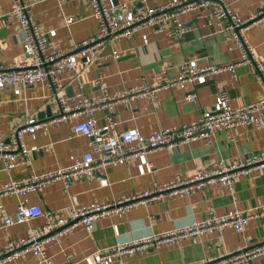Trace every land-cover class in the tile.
Returning <instances> with one entry per match:
<instances>
[{"label": "crops", "instance_id": "crops-1", "mask_svg": "<svg viewBox=\"0 0 264 264\" xmlns=\"http://www.w3.org/2000/svg\"><path fill=\"white\" fill-rule=\"evenodd\" d=\"M132 0H106V2ZM165 0H147L150 5ZM239 16L256 13L264 0H228ZM33 16L46 31L47 50L55 51L79 42L97 30L87 0H32ZM10 0H0V62L11 65L23 55L18 37V23L7 14ZM195 11L179 13L174 22L168 21L162 31L150 26L138 28L132 36L108 40L101 49V57L90 61L88 53L75 56L77 75L65 71L59 75L54 88L37 81L29 85H5L0 88V139L7 140L14 126L25 116L45 119V125L24 135L29 160L24 164L3 168L0 159V183L20 181L30 174L42 173L69 165L77 155L91 150V138L75 134L72 124L86 114L76 113L71 120L57 118L60 105L57 94L72 103L81 89L87 99L98 98L101 87L96 81L104 77L109 91L138 83L141 79L157 81L176 75L185 59L194 58L199 65L223 66L208 72L204 81L171 85L155 92L154 99L144 95L122 100L114 105L99 106L93 111L96 125L105 138L117 131L136 127L142 136L159 128H175L182 122L198 117L205 108H212L219 89L225 88L232 105L255 101L264 97V82L254 65L240 62V47L228 48L229 41L216 30L214 18L206 9L196 17ZM66 17H72L67 22ZM185 31L178 36L177 27ZM248 41L258 59L264 63V18L253 19L245 30ZM119 53L118 57L112 53ZM235 63L233 68L226 66ZM79 84L82 86L80 87ZM18 87V92H15ZM72 87V88H71ZM73 89V93L71 92ZM68 89V90H67ZM194 92L195 98L185 95ZM49 106L51 113L39 112ZM116 123L108 125V116ZM264 151V128L238 124L215 129L205 136L185 142L172 143L126 157L121 161L97 168L91 175L75 176L64 187L61 180L45 183L40 190L23 193L28 204H38L57 215L66 216L72 206H90L98 201L117 199L150 187L155 181L170 182L176 174H192L196 166H208L212 161L229 162L248 159ZM19 196L14 192L0 194V250L8 240L22 241L29 234L30 225L42 223L37 216L29 221L3 226V218L12 216ZM264 206V168H253L250 174L235 176L232 192L220 182L195 188L189 193H164L160 197L136 202L124 209L96 217L91 229L78 223L58 233L45 243L52 264H92L90 252L98 246L125 241L133 237L183 225L202 219L210 212L225 213L237 207L260 211ZM264 241V213L250 217L241 231L231 226L203 231L180 239L177 243H161L146 251L125 254L110 264H204L235 249ZM264 264V254L255 259ZM0 264H44L37 255L24 251L0 259ZM241 264V263H239Z\"/></svg>", "mask_w": 264, "mask_h": 264}, {"label": "built area", "instance_id": "built-area-1", "mask_svg": "<svg viewBox=\"0 0 264 264\" xmlns=\"http://www.w3.org/2000/svg\"><path fill=\"white\" fill-rule=\"evenodd\" d=\"M11 5L7 14L13 17L18 27V37L22 45L23 55L7 66L0 62V88L5 85H29L40 81L46 86L54 88L59 82V75L65 71H77L75 56L88 53L90 61L101 57V49L111 39L122 36H132L143 26H150L155 31H162L166 22H174L179 13L195 11L200 17L201 11L206 9L214 18L216 30L221 32L229 41L228 48L233 45L240 47L243 59L240 62L252 63L264 82V63L261 62L251 43L248 41L245 30L255 19L264 18V5L256 13L246 17H239L230 7L228 0H165L163 3L150 5L147 0H132L130 2L106 0H87L91 6L92 15L97 20V30L89 37L75 42L64 49L47 50L46 31L39 27L33 16L32 0H10ZM66 17V21H72ZM186 27H177L180 36ZM118 57L119 53H112ZM226 66L233 68L235 63ZM223 66L214 64L199 65L194 58L185 59L178 66L176 75L167 76L157 81L141 79L138 83L123 87L119 91H109L104 77H98L101 87L98 98L87 99L81 89L76 93L79 97L72 103L68 97L57 94L60 113L57 118L71 120L76 113H84V119L76 120L72 124L75 134H84L91 138L92 148L80 155L66 166L50 169L42 173L30 174L26 179L15 181L7 180L0 183V194L14 192L19 196L12 216L3 218V226L14 222L29 221L34 217L42 216L43 221L38 225L29 226V234L22 241L8 240L0 250V259L8 255H16L30 251L37 255L44 264H52L50 256L45 250V243L53 239L58 233L78 223H83L91 229L96 217L124 209L136 202H145L147 199L160 197L164 193H189L191 190L203 187L212 182H220L232 192L235 176L250 174L253 168H264V151L248 159H234L229 162L212 161L208 166H196L195 171L187 176L176 174L168 183L160 184L157 181L141 191L129 193L117 199L98 201L90 206H72L66 216L57 215L50 209H42L38 204H28L22 198L23 193L40 190L52 180L59 179L67 187L71 179L80 175H91L97 168L121 161L126 157L145 153L152 149L185 142L194 137L205 136L215 129L227 128L238 124L255 125L264 128V97L255 101L232 105L227 89L218 90L212 108L203 109L198 117L182 122L175 128H159L142 136L136 127L117 131L113 136L105 138L95 123L93 111L99 106H112L115 103L144 95L154 99L155 92L171 85L184 86L186 82L204 81L208 72H213ZM77 75V72L76 74ZM81 87L82 85L79 84ZM15 92L19 88L15 87ZM187 100L195 98L194 92L185 95ZM45 119L34 116H25L13 127L7 140L0 139V159L5 170L29 160V150L25 144L24 135L33 132L46 124ZM116 123L112 115L108 116V125ZM264 213V206L260 211L233 208L225 213L210 212L202 219L191 221L183 225H176L167 229L130 238L125 241L98 246L90 252L92 264H110L121 256L136 251H146L161 243H177L203 231L231 226L241 231L250 217ZM264 254V241L241 247L226 253L204 264H257L255 259ZM73 264V263H67Z\"/></svg>", "mask_w": 264, "mask_h": 264}, {"label": "water", "instance_id": "water-1", "mask_svg": "<svg viewBox=\"0 0 264 264\" xmlns=\"http://www.w3.org/2000/svg\"><path fill=\"white\" fill-rule=\"evenodd\" d=\"M72 88V87H71ZM71 88H68V89H71ZM67 89V90H68ZM71 92L73 93V89H71ZM51 113V110L49 109V106H46V108H45V110H41L40 112H39V114H41V115H43V114H45V115H49Z\"/></svg>", "mask_w": 264, "mask_h": 264}]
</instances>
